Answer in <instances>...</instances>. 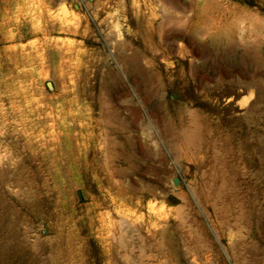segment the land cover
<instances>
[{
    "label": "rangeland",
    "instance_id": "obj_1",
    "mask_svg": "<svg viewBox=\"0 0 264 264\" xmlns=\"http://www.w3.org/2000/svg\"><path fill=\"white\" fill-rule=\"evenodd\" d=\"M0 253L264 264V0H0Z\"/></svg>",
    "mask_w": 264,
    "mask_h": 264
},
{
    "label": "bare ground",
    "instance_id": "obj_2",
    "mask_svg": "<svg viewBox=\"0 0 264 264\" xmlns=\"http://www.w3.org/2000/svg\"><path fill=\"white\" fill-rule=\"evenodd\" d=\"M47 9V8H46ZM48 16H49V14H48ZM10 26V25H9ZM33 36V35H32ZM13 40V39H12ZM43 47V46H42ZM11 249V248H10ZM15 251V250H14ZM7 253H0V256H2V255H6ZM11 254V253H10ZM209 261V260H208ZM203 262V261H202ZM204 263V262H203ZM12 264V263H11ZM18 264V263H17Z\"/></svg>",
    "mask_w": 264,
    "mask_h": 264
},
{
    "label": "water",
    "instance_id": "obj_3",
    "mask_svg": "<svg viewBox=\"0 0 264 264\" xmlns=\"http://www.w3.org/2000/svg\"><path fill=\"white\" fill-rule=\"evenodd\" d=\"M47 87L51 89V83H47Z\"/></svg>",
    "mask_w": 264,
    "mask_h": 264
}]
</instances>
